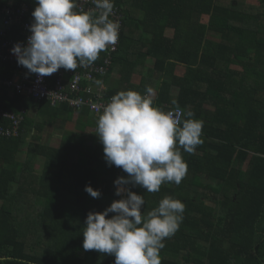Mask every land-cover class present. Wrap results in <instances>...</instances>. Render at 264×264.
Instances as JSON below:
<instances>
[{
    "label": "trees",
    "instance_id": "obj_1",
    "mask_svg": "<svg viewBox=\"0 0 264 264\" xmlns=\"http://www.w3.org/2000/svg\"><path fill=\"white\" fill-rule=\"evenodd\" d=\"M8 1L0 0V9ZM22 2L33 21L36 3L15 0ZM244 3L114 0L119 46L103 79L115 68L118 78L106 96L128 90L144 96L151 87L153 107L166 112L179 106L203 121V144L192 154L180 149L188 172L179 186L165 183L155 193L125 186L144 197V215L166 196L185 205L178 231L160 251L162 264H264V0L250 9ZM13 30L10 36L18 35ZM102 57L94 63L101 64ZM148 58L152 67L133 83ZM178 64L185 67L182 77L174 74ZM22 69L17 61H0V79ZM8 92L1 84L0 108L26 113L17 136L0 135V264H114V256L82 247L88 213H102L127 198L115 194L114 181L128 174L107 165L96 136L100 115ZM74 114L80 125L94 129L93 144L72 142L71 133L64 132ZM0 124L6 128L9 121L0 118ZM45 126L63 134L58 147L39 143ZM39 156L43 173L35 175L33 161ZM86 186L100 198L86 193Z\"/></svg>",
    "mask_w": 264,
    "mask_h": 264
},
{
    "label": "clouds",
    "instance_id": "obj_2",
    "mask_svg": "<svg viewBox=\"0 0 264 264\" xmlns=\"http://www.w3.org/2000/svg\"><path fill=\"white\" fill-rule=\"evenodd\" d=\"M92 2L95 8L85 11L78 0H35L27 45L17 43L11 50L18 65L42 78L97 61L102 51L117 43L120 25L110 19L114 0ZM146 93L118 92L97 119L96 136L107 165L128 174L114 181L115 194L126 193L127 198L114 201L102 213H88L82 247L114 256V264H162L160 251L165 239L178 231L185 205L166 196L144 215V197L125 186H140L149 193L165 183L179 186L188 172L180 149L192 154L203 144V121L193 119L194 112L179 106L164 112L153 107L154 90L148 87ZM84 190L92 198L101 196L91 186ZM110 213L115 215L108 218Z\"/></svg>",
    "mask_w": 264,
    "mask_h": 264
},
{
    "label": "built area",
    "instance_id": "obj_3",
    "mask_svg": "<svg viewBox=\"0 0 264 264\" xmlns=\"http://www.w3.org/2000/svg\"><path fill=\"white\" fill-rule=\"evenodd\" d=\"M29 1L35 2V0ZM78 6L85 11L95 8L92 0H78ZM29 9L27 3L15 4V0H9L0 9V40L3 39L0 41V59L15 61L16 57L11 52L13 46L17 43H21L22 46L27 45L28 37L31 35L29 27L32 22L25 20L24 17L28 15ZM111 17L119 23V15L113 12ZM17 25H20L18 30L23 35L22 40L5 39L7 33ZM118 46L119 38L114 46L101 52L103 57L99 65L93 63L89 67H77L75 71L60 69L53 75L42 78L36 74L23 73L21 78L0 79V85H4L9 92L26 96L34 101H47L52 107L66 105L73 110L86 108L95 115H101L111 97L106 96L102 83L97 84L96 81L101 82L109 73L112 57L118 50ZM168 111L174 112L175 109ZM25 113V110H20L16 114L0 108V118L9 121V126L6 128L0 124V135L17 136Z\"/></svg>",
    "mask_w": 264,
    "mask_h": 264
},
{
    "label": "rangeland",
    "instance_id": "obj_4",
    "mask_svg": "<svg viewBox=\"0 0 264 264\" xmlns=\"http://www.w3.org/2000/svg\"><path fill=\"white\" fill-rule=\"evenodd\" d=\"M238 1H241V0H238ZM254 1L256 2V0H245V3L243 4L242 7L250 9L249 6ZM202 21L206 22L207 17L204 16L202 18ZM93 131L94 130L92 128L81 127L80 124H78V122L76 121V115L74 116L71 123L68 122L64 125V132L71 133L70 137H71L72 142H80L81 140L85 139V141H86L85 143L93 144V141L90 137V133H92ZM61 136H63V134L56 131L52 126H46L44 131L40 135V142L39 143L41 144V142H42V144H44V145H50L53 147H58L60 144V141H61ZM43 161H44V158L40 157V156L34 159V161H33V165H34L33 174L40 175L41 172L43 173V171H42ZM23 181L25 182L24 179H23ZM21 192H23V194L27 195V197H32V195L28 193V190L25 187H23V189H21ZM220 201H219V204H222V201L221 202ZM206 205L210 206V207H207L209 209H211V207H213V204L209 203V202H206Z\"/></svg>",
    "mask_w": 264,
    "mask_h": 264
},
{
    "label": "crops",
    "instance_id": "obj_5",
    "mask_svg": "<svg viewBox=\"0 0 264 264\" xmlns=\"http://www.w3.org/2000/svg\"><path fill=\"white\" fill-rule=\"evenodd\" d=\"M24 19L25 20H29V19H27V16H25L24 17ZM30 22H32L31 20H29ZM19 26L20 25H17L16 27H17V30H16V32L18 31V35H16V36H10V34H12L13 33V31L14 30H11L9 33H7V35H6V37H5V39H7V40H9V39H14L15 41H17V40H22V37H23V35L22 34H20V30H18V28H19ZM166 35L167 36H172L173 35V33L171 32V31H168L167 33H166ZM3 39H1L0 41H2ZM0 52H1V50H0ZM0 61H4V60H2V59H0ZM15 61H17V59L15 60ZM14 61V62H15ZM152 65H153V59H151V58H148L147 59V62H146V64H145V69L143 68V69H141V68H137L138 70L136 71V74H135V79L133 78V83L135 82V83H138L139 82V80H140V78H141V74H142V72H146L147 71V68H151L152 67ZM184 72H185V67H184V65H182V64H178V66L175 68V71H174V74L177 76V77H182L183 76V74H184ZM23 73H28V74H31V73H29L28 71H26L25 69H22V70H18V71H15L14 72V74H13V76H12V78H21L22 77V75H23ZM156 76V73H154L153 74V77H155ZM117 78H118V69L117 68H115L114 69V71H113V74L111 75V76H109V77H106L105 79H103V80H101V83H102V85H103V88L106 90V92L110 89V88H114V86H116V82H117ZM153 87V86H152ZM154 88V87H153ZM154 90V89H153ZM9 93V95L10 96H12L13 94H16V93H13V92H8ZM156 96V90H154V95L151 97L152 99L154 98ZM209 109H211V107H208ZM22 110H24V109H22ZM169 110V109H168ZM167 112V111H166ZM74 115H76V114H74ZM77 116V115H76ZM203 117V119H205V120H207V121H210L211 120V117L210 116H208V115H203L202 116ZM74 118V117H73ZM73 120V119H72ZM71 123V122H70ZM79 124V123H78ZM81 127H83V128H85L84 126H82V125H80ZM46 127V126H45ZM44 127V128H45ZM86 128H88V127H86ZM94 130V129H93ZM94 132V131H93ZM93 132L92 133H90V137H91V139H93ZM34 131L33 132H31V135H34ZM41 145H43L42 144V142H41ZM48 146H50V145H48ZM50 147H52V148H56V147H53V146H50ZM209 185L210 186H212V187H215V188H220L217 184H215V183H212V182H210L209 183Z\"/></svg>",
    "mask_w": 264,
    "mask_h": 264
}]
</instances>
